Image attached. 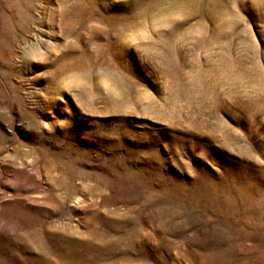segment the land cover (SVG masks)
<instances>
[{"label": "rangeland", "instance_id": "1", "mask_svg": "<svg viewBox=\"0 0 264 264\" xmlns=\"http://www.w3.org/2000/svg\"><path fill=\"white\" fill-rule=\"evenodd\" d=\"M185 1L0 0V264H264V0Z\"/></svg>", "mask_w": 264, "mask_h": 264}, {"label": "bare ground", "instance_id": "2", "mask_svg": "<svg viewBox=\"0 0 264 264\" xmlns=\"http://www.w3.org/2000/svg\"><path fill=\"white\" fill-rule=\"evenodd\" d=\"M188 3H190V4H192L193 2H194V0H186ZM185 1V2H186ZM163 2V1H162ZM184 2V1H183ZM201 2V1H200ZM203 2H205V1H203ZM166 4V3H165ZM171 4H172V2H171ZM178 4V3H177ZM205 5L204 6H206L207 7V10H209V12L212 10V9H214V7H215V3L214 2H210V3H208V2H206V3H204ZM86 5V4H85ZM152 5L154 6H156V3L154 2H152ZM158 5V4H157ZM154 6V7H155ZM167 6H169V5H167ZM189 9V8H188ZM182 15V14H181ZM217 18V17H216ZM121 22H123L124 21V19H122V20H120ZM125 22V21H124Z\"/></svg>", "mask_w": 264, "mask_h": 264}]
</instances>
